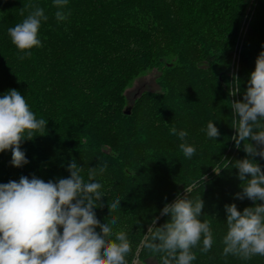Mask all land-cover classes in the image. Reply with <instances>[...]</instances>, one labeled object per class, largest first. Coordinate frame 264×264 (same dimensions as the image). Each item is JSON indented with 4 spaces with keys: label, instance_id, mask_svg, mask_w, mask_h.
Returning <instances> with one entry per match:
<instances>
[{
    "label": "trees",
    "instance_id": "obj_1",
    "mask_svg": "<svg viewBox=\"0 0 264 264\" xmlns=\"http://www.w3.org/2000/svg\"><path fill=\"white\" fill-rule=\"evenodd\" d=\"M24 5L43 8L48 19L39 29L42 46L21 60L8 29L32 10L22 16ZM57 10L54 0H0V97L16 89L37 119L48 121L21 144L28 163L15 167L11 150L0 153V183L21 176L58 182L70 176L73 161L88 182L90 167L107 164L95 177L104 195L97 219L106 223L108 203L119 197L113 232L127 233L128 264H162L165 254L143 247V237L153 218L156 227L170 220L161 210L195 182L188 198H202L200 219L210 223L213 245L207 253L202 242L193 248L192 264H264V256H225L223 243L225 205L241 212L255 206L236 197L246 182L235 161L247 153L243 141L237 149L231 139L229 92L239 87L243 101L264 51V0H68L62 10L71 15L59 22ZM152 72L156 88L130 99L128 90ZM210 121L220 132L216 140L207 136ZM172 127L187 131L196 149L191 159ZM253 159L264 171V159Z\"/></svg>",
    "mask_w": 264,
    "mask_h": 264
},
{
    "label": "clouds",
    "instance_id": "obj_2",
    "mask_svg": "<svg viewBox=\"0 0 264 264\" xmlns=\"http://www.w3.org/2000/svg\"><path fill=\"white\" fill-rule=\"evenodd\" d=\"M67 3L68 0H54L58 22L71 15L62 10ZM27 9H32L27 17L8 29L12 44L23 53L18 57L21 60L31 57V49L42 46L39 29L41 21L48 19L44 9L34 5H24L20 14L23 16ZM234 80L238 77L234 76ZM239 91L237 87L229 95ZM230 105L236 130L231 139L237 149L243 141V151L247 153L246 158L235 161L238 179L246 182L236 197L247 198L255 206L241 212L234 203L225 205L228 231L223 240L224 255L248 260L264 256V203H256L264 201V171L253 159H264V51L256 58L243 101L233 100ZM47 122L37 119L24 95L10 89L0 97V153L11 150L15 167L28 163L21 144L33 139L37 131L45 130ZM170 134L184 141L179 147L191 159L196 149L186 142L187 131L172 127ZM207 136L215 140L220 136L214 122L207 124ZM106 168L107 164L90 167L85 182L82 167L73 161L67 167L70 176L58 182L21 176L19 182L0 183V264H128L126 257L132 247L127 233L113 232L118 217L111 213L121 207L120 198L108 203L110 219L106 223L101 224L94 211L102 206L99 201L104 197L95 177ZM195 187L194 182L185 188L186 195L165 204L160 215H168L170 220L156 227L158 218H153L143 237V247L165 254L162 264H192L196 259L193 248L202 242L200 251L207 253L213 245L211 225L200 219L202 198H188Z\"/></svg>",
    "mask_w": 264,
    "mask_h": 264
},
{
    "label": "rangeland",
    "instance_id": "obj_3",
    "mask_svg": "<svg viewBox=\"0 0 264 264\" xmlns=\"http://www.w3.org/2000/svg\"><path fill=\"white\" fill-rule=\"evenodd\" d=\"M155 76L156 74L154 72L148 74L141 80H138L135 82L134 86L130 88L128 91V96L130 99H133V97L139 93L142 89H147V88H156L155 84ZM230 90H232V87L230 86ZM231 96V95H230ZM232 100H239V95L236 94L235 96H231ZM240 101V100H239ZM235 135V131H234ZM135 264H140L139 261H136Z\"/></svg>",
    "mask_w": 264,
    "mask_h": 264
},
{
    "label": "water",
    "instance_id": "obj_4",
    "mask_svg": "<svg viewBox=\"0 0 264 264\" xmlns=\"http://www.w3.org/2000/svg\"><path fill=\"white\" fill-rule=\"evenodd\" d=\"M125 113H127V114L130 113V108L129 107L126 109Z\"/></svg>",
    "mask_w": 264,
    "mask_h": 264
}]
</instances>
